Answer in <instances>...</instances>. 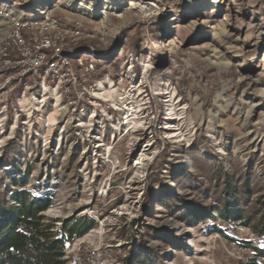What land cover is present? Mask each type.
<instances>
[{
    "label": "rangeland",
    "instance_id": "374dc122",
    "mask_svg": "<svg viewBox=\"0 0 264 264\" xmlns=\"http://www.w3.org/2000/svg\"><path fill=\"white\" fill-rule=\"evenodd\" d=\"M0 11V37L10 15L83 25L70 80L0 71L3 202L21 189L51 198L43 222L58 236L65 219L95 223L65 243L63 264H264L245 219L217 211L231 198L247 217L264 202V0H0Z\"/></svg>",
    "mask_w": 264,
    "mask_h": 264
},
{
    "label": "trees",
    "instance_id": "16d2710c",
    "mask_svg": "<svg viewBox=\"0 0 264 264\" xmlns=\"http://www.w3.org/2000/svg\"><path fill=\"white\" fill-rule=\"evenodd\" d=\"M230 192L228 189L227 194ZM12 198L13 203L9 204L0 197V264H63L65 243L79 238L95 225L92 219H65L61 221L58 236L54 224L43 222L42 212L51 205V198L31 196L24 189L16 191ZM217 211L226 221L245 219L243 224L264 242V202H255L252 214L247 217L231 198H226ZM254 250L255 256L264 257V249L254 247ZM138 262L145 261L138 259ZM237 264L261 263L254 257L239 260Z\"/></svg>",
    "mask_w": 264,
    "mask_h": 264
},
{
    "label": "built area",
    "instance_id": "2783aa9c",
    "mask_svg": "<svg viewBox=\"0 0 264 264\" xmlns=\"http://www.w3.org/2000/svg\"><path fill=\"white\" fill-rule=\"evenodd\" d=\"M7 21L8 28L0 39L1 72L15 70L22 78L42 75L44 79L51 75L58 81L73 77L71 57L78 51L75 46L84 33L80 21L63 25L60 18L45 11L33 16L10 15ZM77 61L82 64L81 59ZM66 88L69 92V86Z\"/></svg>",
    "mask_w": 264,
    "mask_h": 264
},
{
    "label": "bare ground",
    "instance_id": "6f19581e",
    "mask_svg": "<svg viewBox=\"0 0 264 264\" xmlns=\"http://www.w3.org/2000/svg\"><path fill=\"white\" fill-rule=\"evenodd\" d=\"M8 28V26L6 27V29ZM5 29V30H6ZM5 30L3 31V33L5 32ZM3 33H2V35H3ZM2 35H1V37H2ZM1 37H0V39H1ZM136 112H132V113H130V115H127V118H129V119H135L136 118ZM51 120H53V117H51ZM128 122V121H127ZM129 123V122H128ZM131 123V122H130Z\"/></svg>",
    "mask_w": 264,
    "mask_h": 264
}]
</instances>
